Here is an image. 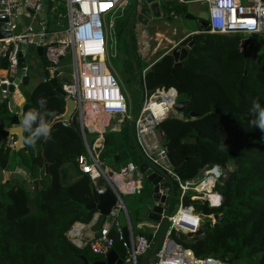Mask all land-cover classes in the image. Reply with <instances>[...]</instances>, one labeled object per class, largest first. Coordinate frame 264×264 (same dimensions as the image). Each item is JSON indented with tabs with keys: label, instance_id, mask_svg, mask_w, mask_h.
Returning a JSON list of instances; mask_svg holds the SVG:
<instances>
[{
	"label": "trees",
	"instance_id": "trees-1",
	"mask_svg": "<svg viewBox=\"0 0 264 264\" xmlns=\"http://www.w3.org/2000/svg\"><path fill=\"white\" fill-rule=\"evenodd\" d=\"M171 11L175 17L182 16L185 6L167 5L166 14ZM125 25L119 35L127 46ZM48 27L49 23L47 30ZM192 41L181 66L174 67L172 56L165 54L143 77V83L147 91L174 89L179 97L190 101L182 112L183 118L170 117L159 124L162 145L173 168L184 163L177 172L181 182L201 179L218 168V177H208L197 190H209L208 183L215 179L212 192L222 196V203L211 207L206 200L192 199L196 196L193 192L185 193L178 204L205 217L200 225L202 235L191 240L182 232L171 231L169 239L196 257H213L227 264H264V134L250 123L254 118L250 113L252 101L258 99L264 106V43L255 37L244 55L238 34L205 31L193 35ZM0 67L6 68V62ZM146 67L135 74L140 83V72ZM38 98L46 99V119L51 122L45 145L42 146L45 139H39L34 146L24 143L25 150L16 152L0 145V264L104 261L103 256L87 247L76 248L66 237L74 223L91 222L94 211L86 206L96 202L94 186L76 164L77 157L85 152L79 124L76 119L67 126L56 121L65 111V101L49 82L43 81L30 91L22 118L31 109L40 110ZM191 112L195 118L190 117ZM0 135L6 136L1 124ZM84 136L91 147L98 135L85 131ZM102 144L106 153L99 154V162H110L114 171L124 162L135 166L142 162L129 138L128 124L118 132L106 133ZM19 165L26 175L16 172ZM6 172L14 173L12 178H4ZM34 181L38 182L36 190ZM147 192L146 182L139 196ZM174 195L175 199L180 197L178 186ZM213 214L222 215L223 220L212 224L208 216ZM138 216L134 213L131 223L136 224ZM194 219L197 218L192 215L187 220ZM159 231L154 236L138 233L152 243ZM109 236L116 237L114 229Z\"/></svg>",
	"mask_w": 264,
	"mask_h": 264
},
{
	"label": "built area",
	"instance_id": "built-area-1",
	"mask_svg": "<svg viewBox=\"0 0 264 264\" xmlns=\"http://www.w3.org/2000/svg\"><path fill=\"white\" fill-rule=\"evenodd\" d=\"M47 1L52 3L51 9L56 8L55 3H61L65 7L67 19L65 36L59 35L56 31H48L45 20L39 22V32L27 26L22 33L13 34L16 29L14 20L19 10L33 14L40 13L43 4ZM164 1L167 4L178 5H184L186 2L185 0ZM202 1L208 11L207 33L223 35L247 33L251 40L264 34V0ZM126 7L127 0H0V20H7L8 26L3 31L11 32L9 37L0 39V61L6 62L8 73L7 80L0 77V87L3 84L12 83L17 71L19 45L31 44L34 38H39L40 44L46 47L45 55L48 61L47 76L42 81L60 80L64 101L75 102L74 114L69 122L76 119L85 144V152L77 157V168L81 174L88 176L94 186L95 194H104L109 189L117 198L114 207L105 217L100 236L86 238L84 234L86 228L93 223L94 217L87 225L74 223L67 231L66 237L76 248L87 247L92 253L100 256H106L116 243L121 242L126 248L125 261L138 264V260L149 250L152 243L148 242L144 236L134 234L128 220V241L125 242L117 218L120 212H126L123 196H135L140 192L139 178L142 176L138 172V166L132 163H127L118 171H114L103 167L99 162V154L103 149V136L106 134V122L112 118L131 120L119 84L106 67L108 36L111 37L113 34L115 19L118 18L116 15L125 11ZM169 15L175 17L172 11ZM107 16H109L108 20ZM116 55L113 49L112 56L116 57ZM67 57L71 60V71L68 74L64 73L60 66V62ZM143 72V98L134 121V136L142 155L165 171L175 187L178 186L181 199L185 191L197 184L196 182L202 180L205 182L206 178L213 176L217 178L219 169L214 168L204 174L201 179L180 181L168 161L167 150L162 145V132L159 128L162 121L175 117L176 112L173 106L177 103L179 96L174 89L147 91L143 83ZM2 93L7 94L6 91ZM69 122L62 121V125L67 126ZM85 131L98 135L91 147L85 141ZM214 181L215 179L212 180L213 184ZM211 195L217 200L212 201L207 194H204V200L211 207L222 203V196L219 193L212 192ZM187 209L191 211L192 208H184L180 204V207L167 218L168 231L157 251L151 256L154 261L151 262L150 258L149 264H227L213 257H196L191 250L169 239L171 231L185 234L198 229L200 219L197 217L195 230H183L181 226L183 220L174 222V218L178 217L180 211ZM211 216H209L210 220H212ZM111 229L115 230V238L109 236Z\"/></svg>",
	"mask_w": 264,
	"mask_h": 264
},
{
	"label": "water",
	"instance_id": "water-1",
	"mask_svg": "<svg viewBox=\"0 0 264 264\" xmlns=\"http://www.w3.org/2000/svg\"><path fill=\"white\" fill-rule=\"evenodd\" d=\"M52 7V3L47 1L42 6V12L47 14V11H50ZM202 9L199 15L191 16L186 14L185 17L191 20H195L198 24L199 29L202 32L207 30V18L208 11L205 3L202 4ZM166 13V4H164V0H132L131 11L129 13L126 25H125V34H126V51L118 52L117 57L121 61L130 62L132 68L137 74L138 70L136 67V60L134 56L133 50V41H132V32L131 26L135 25L139 29L145 30V28L149 25V23L153 20L160 19L163 14ZM47 15H45L46 19ZM7 20H0V39L7 38L11 35L9 31H3L7 29L6 25ZM195 34L187 35L185 38L181 39L176 46L166 52L172 56L174 61V67H179L182 64V61L186 58L189 49L193 46L192 36ZM239 37L240 48L245 55L248 47L252 43V40L249 38L247 33H240ZM20 52L18 53V63H17V71L13 77L12 83L9 85H1L0 90L6 91L9 98V103L11 110L13 112V118L11 122L10 128H1V130L6 134H15L17 136L16 141V149L17 150H25L24 140L21 138L24 133L19 127V120L17 115L15 114V110L12 107V96L17 87L23 86L26 87L28 84V77L26 76L27 70V62L25 59V55H36L39 62L43 67H47L48 61L46 59V47L40 44L39 38H34L31 44L27 45H19ZM160 59V58H159ZM154 62L150 67L146 68L143 72V76L147 75L150 70H153L155 67ZM49 84L54 88L55 92L64 97V93L62 92L58 82L56 79H50ZM153 92V90H150ZM24 100L27 101L30 95V92L23 91L21 92ZM190 101H180L174 104L173 110L176 113H182L188 106ZM75 110V102L68 100L65 102V111L64 113L56 119V121H65L69 122L71 116L74 114ZM190 117L195 118L196 114L191 112ZM135 118L130 120L128 124V135L132 142V145L141 158L142 162L138 165L137 169L139 174L144 178L147 184L150 187L149 196L146 201L142 202L139 206V210L148 211L146 216L152 222H156L160 224V231L157 238L152 242L149 250L138 260V264H149L151 256L157 251L159 245L164 240L166 233L168 231V220L167 218L171 215L173 211V201L175 199V184L169 177V175L163 171L158 166L154 165L151 161H149L146 157H144L141 153V150L136 142L133 126H134ZM105 136V135H104ZM48 138H45L42 146L45 145ZM106 153V148H103V154ZM43 156V151L41 152ZM115 160H118V156H114ZM184 163H181L179 166L173 169V172L177 174V172L181 169ZM127 162L123 163V166H126ZM110 173V172H109ZM35 190L38 188V182H33ZM140 193V192H139ZM138 193V194H139ZM96 202L90 203L86 206L87 209L97 212L96 217L94 218L93 223L90 226V231L96 236H100V229L105 220L106 215L109 211L114 207L115 202L117 200L116 196L113 194L111 190H106L104 194L97 195L95 194ZM148 205L150 207H148ZM213 220V224L217 222H221L223 220L222 215L213 214L211 216ZM118 223L122 228L123 235L125 237V242L128 241V224L127 220L130 224L129 214L126 212H120L118 215ZM187 238L194 239L200 235H202L201 230H197L196 232H189L185 234ZM126 257V248L122 245L121 242H118L114 245V247L109 251L106 255V260L101 262L89 263L84 261V264H123Z\"/></svg>",
	"mask_w": 264,
	"mask_h": 264
},
{
	"label": "crops",
	"instance_id": "crops-1",
	"mask_svg": "<svg viewBox=\"0 0 264 264\" xmlns=\"http://www.w3.org/2000/svg\"><path fill=\"white\" fill-rule=\"evenodd\" d=\"M185 4L183 6H185V13L183 15L189 14L191 16H197L200 14L201 9H202V4L203 1L202 0H185ZM164 4H166V13H167V5H171V4H167L166 1H164ZM55 11V8L51 9L50 11H47V14H44V12H40V13H30L24 10H19L18 11V16L17 18L14 20V23L16 25V29L14 30L13 34H20L24 31V29L27 26H31L35 32H39L40 28H39V22L45 20L46 23H49V27H48V31L52 30V23L55 26H61L62 28H66L67 27V19L65 17V21L62 22L61 20H59L60 17H62L60 14L56 17L53 12ZM52 12V15L50 16L49 14ZM130 13V12H129ZM163 14L162 17L160 19H156L153 20L149 23V25L145 28V30L143 29H139L138 33L139 36L138 38L135 35V40H136V46H138L137 52L138 55H140L141 59L147 63V67H150L154 62H156L161 56L165 55L167 51H169L170 49H172L174 46H176V44L183 38H185L187 35L190 34H198L201 33V30L198 27V24L195 20H192L191 22H196L197 27L196 29L193 30H188V29H180L179 34L177 35V39H174V41H171V39L168 37V31H167V27H169L166 23H164V20L168 19V17H171L173 19H177L175 17L170 16L169 14ZM45 15H47L46 19H45ZM54 15V16H53ZM168 16V17H167ZM48 19V20H47ZM191 20V19H190ZM161 29H163L164 31H161ZM175 30L173 29V34L174 35ZM113 37V36H112ZM114 39V38H112ZM152 41H156L157 44L155 46L151 45ZM162 41H166L168 43H171V46L167 49H164L162 52L158 51V47L160 46V43ZM114 42L113 45L109 47V56L110 53L112 54V50L115 49L116 47L114 46ZM112 56V55H111ZM113 58H115L114 56H112ZM155 58V59H154ZM25 59L27 62V70H26V76L28 77V84L26 87L23 86H19L16 88L13 96H12V100H13V104L12 107L15 110V114L18 117V120L20 121L22 119V107L24 105V103L26 102L23 98V96L21 95V92L23 91H27L30 92L32 90V88L37 85L39 82L42 81V79L47 76V70L46 67H43L41 65V63L39 62L38 58L36 55H25ZM2 61H0V63H2ZM61 68H66L63 67V64L60 63ZM0 77L2 79H6L8 78V73L6 68H1L0 67ZM139 93L142 95L143 97V86L141 83V90L139 91ZM139 109V108H138ZM12 118H13V112L11 110L10 107V103H9V98H8V94H3L2 91L0 90V124H1V128H10L11 127V122H12ZM121 128H116L113 130H109V132H118L120 131ZM24 136V135H23ZM104 138V136H103ZM16 141H17V136L15 134H6L5 137L0 135V145H5L8 146L11 150H14L15 152L18 151L16 149ZM103 143V141H102ZM103 146V144H102ZM103 151V149H102ZM20 166V165H19ZM123 167V165L121 166ZM108 169H111L110 167H107ZM21 170V166L18 167V170H16V172H20ZM112 170V169H111ZM14 174V173H13ZM12 173H4V178H12ZM75 178V177H73ZM142 178H139V180H141ZM144 179V178H143ZM141 186H142V182H141ZM150 190V187L148 185V192ZM141 192V190H140ZM147 192L146 196H139L141 193L135 195V196H130L133 197V199L130 201L131 203H126L124 202L125 208L129 214V218H130V224H131V228L133 226V224L135 223H131V221L133 222V214H137L139 215V220L136 221V224L134 225V230L132 228V231L134 234H139L138 232H144V233H149L152 236H154L158 230L160 229V224L156 223V222H152L149 219H147V212L146 210H139V206L142 202L146 201L147 197L149 196ZM148 207H150L148 205ZM138 210V211H137ZM137 211V212H136ZM97 212L94 213L93 218L96 217ZM192 223H196L197 219H194L193 221H190ZM190 222H183L181 223V225H185L187 223ZM137 231V233H135ZM86 238H90L92 236H94V234L90 231V227H87L85 232H84ZM104 257V261L106 260V256ZM123 264H131V263H127L126 261H124Z\"/></svg>",
	"mask_w": 264,
	"mask_h": 264
},
{
	"label": "rangeland",
	"instance_id": "rangeland-1",
	"mask_svg": "<svg viewBox=\"0 0 264 264\" xmlns=\"http://www.w3.org/2000/svg\"><path fill=\"white\" fill-rule=\"evenodd\" d=\"M131 5H132V0H127V7H126L125 11H123L122 13H118L116 15L118 18L115 19V27L113 28V34L111 35V37L113 36L112 38H114V39H112L110 36H108V40H107L108 46L109 47L112 46L113 42H114V44H115L114 46L116 47L115 52L117 54H118V52H122V51L125 52L126 51V46L124 45L123 40H122L121 36L119 35V31L124 27L125 23L127 22V15L131 11ZM175 5H178V4H175ZM55 7L56 8H55V11L53 12V14L56 17L60 14L62 17H60L59 20L64 22L65 17H66L65 7L61 3H55ZM49 15L51 16L52 12ZM175 18H177V19L168 18V19L164 20V23H166L169 26V27H167V31H168V37L170 39L172 38L171 41H174L173 38L177 39V35L179 34L181 28L188 29L190 31L198 28L196 22H191L192 20L186 18L185 15L176 16ZM106 19L108 20L109 16H107ZM51 27H52V30L50 32L56 31V32H58L59 35L65 36L64 31L66 28H62L61 26H56V25L54 26L53 23H52ZM173 29L175 30V33H176L174 35H172ZM138 30H139L138 27H135V25L131 26L134 51L136 52L135 55L137 54L136 67L138 66L137 70L138 69L141 70L144 66L147 65V63H145L141 59L140 55H138V52H137L138 46H136V40L134 37L136 35V37L138 38V36H139ZM161 31H164V30L161 29ZM50 37H52L51 34H50ZM258 40H259V42L264 43V34L258 36ZM171 43L172 42L168 43L166 41H162L160 43V46L158 47V51L162 52L164 49L169 48L171 46ZM156 44H157L156 41L151 42L152 46H155ZM111 55L112 54L110 53V56H109V48H108L107 58H106V67H107V70L112 75H114L117 83L119 84V87L123 93V96H124L126 103H127V106H128L129 117L132 120L136 117V115L138 113V108H139L141 100H142V95L139 93V91L141 90V83L139 82L138 79H136L135 72H134L130 62L121 61L118 59L117 55L115 58H113ZM60 63L63 64V67H66V68H62L64 73L68 74L71 71L70 57L63 59ZM140 74H142V72H140ZM133 79H135V80H133ZM58 81H60V80H58ZM180 101H186L185 96L178 97L177 102H180ZM174 116L177 118H183L182 113H176ZM126 120L127 119L122 120V119H118V118L110 119L105 124V127H106L105 133H108L109 129H111V128L116 129V128L125 127L126 124H129V122H130V120H127V121H129L127 123ZM102 165L105 168L110 167V162H102ZM20 173H22V175H26L22 172V170H20ZM140 178H142L141 179L142 184L143 185L146 184V181L143 179V177H140ZM216 180H218V179H216ZM26 181L28 183V188H31L30 182H29L30 179L27 178ZM202 181L196 182L197 184L193 185L192 187H189V189L187 191H185V193L187 194V193L193 192L194 194H196V196L193 195L191 197L192 199L203 201L204 200V194L208 195L209 192L212 193L211 187H212L213 183H212V181H211V183H208L209 190L205 189L204 192L203 191L200 192L197 190V187H199L200 184L204 183V181L203 182ZM206 190L208 191L207 193L205 192ZM132 199H133V197H124L123 196V201L126 202L127 204L131 203L130 201ZM178 199H179V197H177L173 201L172 213L175 210H177L178 207H180V204H178ZM190 212H192L193 216L200 219L198 229H196L195 232L197 230H201L200 225L202 224L203 219L205 217L201 216L200 214H196L193 211V209H191V211H190V209H187L186 211L181 210L178 217L174 218V222L177 220H183L184 222H188L187 219L190 216H192ZM208 219L210 220L209 216H208ZM210 221L213 224V221L212 220H210ZM135 233H137V231ZM153 261H154V259L151 258V262H153ZM235 264H245V263L240 261V262H236Z\"/></svg>",
	"mask_w": 264,
	"mask_h": 264
},
{
	"label": "clouds",
	"instance_id": "clouds-1",
	"mask_svg": "<svg viewBox=\"0 0 264 264\" xmlns=\"http://www.w3.org/2000/svg\"><path fill=\"white\" fill-rule=\"evenodd\" d=\"M37 104L39 105V111L31 109L25 112L23 118L19 121L22 133H27L26 136L22 135L21 138L29 146H34L37 140L48 138L51 134V122L46 119L49 115L46 110L47 101L45 98H38ZM250 113L254 117L250 121L252 126L257 127L264 134V106L258 99L252 101ZM261 139L264 141V135H262Z\"/></svg>",
	"mask_w": 264,
	"mask_h": 264
},
{
	"label": "bare ground",
	"instance_id": "bare-ground-1",
	"mask_svg": "<svg viewBox=\"0 0 264 264\" xmlns=\"http://www.w3.org/2000/svg\"><path fill=\"white\" fill-rule=\"evenodd\" d=\"M212 175V174H211ZM214 177V176H213ZM207 179V178H206ZM210 193V192H209ZM208 197L212 200V201H214V200H217V198L215 197V196H213V195H211V193H210V195H208ZM182 226V225H181ZM196 226H197V223H192V222H190V223H187V224H185V225H183V230H186V231H190V230H195V228H196ZM177 228H178V226H177ZM179 228H181V227H179Z\"/></svg>",
	"mask_w": 264,
	"mask_h": 264
},
{
	"label": "flooded vegetation",
	"instance_id": "flooded-vegetation-1",
	"mask_svg": "<svg viewBox=\"0 0 264 264\" xmlns=\"http://www.w3.org/2000/svg\"><path fill=\"white\" fill-rule=\"evenodd\" d=\"M128 16H129V14L127 15V19H128ZM135 38V37H134Z\"/></svg>",
	"mask_w": 264,
	"mask_h": 264
}]
</instances>
